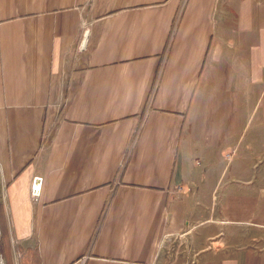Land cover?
<instances>
[{
    "label": "crops",
    "instance_id": "1",
    "mask_svg": "<svg viewBox=\"0 0 264 264\" xmlns=\"http://www.w3.org/2000/svg\"><path fill=\"white\" fill-rule=\"evenodd\" d=\"M187 230L264 264V0H0L3 263L159 264Z\"/></svg>",
    "mask_w": 264,
    "mask_h": 264
},
{
    "label": "rangeland",
    "instance_id": "2",
    "mask_svg": "<svg viewBox=\"0 0 264 264\" xmlns=\"http://www.w3.org/2000/svg\"><path fill=\"white\" fill-rule=\"evenodd\" d=\"M224 185L219 188L222 192ZM187 232L185 235H181ZM179 235L169 236L164 240L160 249L159 264H191L193 252L191 249V235L189 231H184Z\"/></svg>",
    "mask_w": 264,
    "mask_h": 264
},
{
    "label": "built area",
    "instance_id": "3",
    "mask_svg": "<svg viewBox=\"0 0 264 264\" xmlns=\"http://www.w3.org/2000/svg\"><path fill=\"white\" fill-rule=\"evenodd\" d=\"M85 34L86 33L84 32V35ZM228 157L230 158L231 156L228 155ZM41 185H42V177L40 176L33 177V179L31 180V185H30V197L32 200H37L38 197L40 196ZM0 264H4L1 257H0ZM191 264H197V260L193 258V260L191 261Z\"/></svg>",
    "mask_w": 264,
    "mask_h": 264
}]
</instances>
